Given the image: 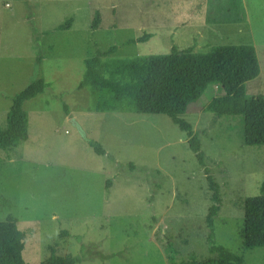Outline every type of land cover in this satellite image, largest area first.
I'll use <instances>...</instances> for the list:
<instances>
[{
    "label": "rangeland",
    "instance_id": "1",
    "mask_svg": "<svg viewBox=\"0 0 264 264\" xmlns=\"http://www.w3.org/2000/svg\"><path fill=\"white\" fill-rule=\"evenodd\" d=\"M71 17L69 30L55 31ZM173 45L255 50L257 79L231 94L213 86L215 96L181 118L220 185L216 242L243 264H264V142H254L264 136V0H0V128L16 93L35 79L48 84L24 105L27 139L0 149V221L12 215L26 233V264H41L50 248L77 264H170L167 242L177 262L214 257L205 224L211 191L186 134L162 112L90 111L89 88L77 89L98 51L115 46L103 58L111 64L166 55ZM243 90L246 116L230 103ZM216 105L230 114L212 124Z\"/></svg>",
    "mask_w": 264,
    "mask_h": 264
},
{
    "label": "trees",
    "instance_id": "2",
    "mask_svg": "<svg viewBox=\"0 0 264 264\" xmlns=\"http://www.w3.org/2000/svg\"><path fill=\"white\" fill-rule=\"evenodd\" d=\"M72 21L73 17L57 26L55 31L69 30ZM99 24L100 13L96 11L91 23L92 30H96ZM151 37V34L146 33L137 39L129 40V43L145 42ZM115 50L116 47L112 46L105 52L98 51L95 56L84 61L85 72L77 89L89 88L91 92L89 110L164 113L186 134L187 146L194 153L210 187V205L205 216L208 229L206 242L209 254L214 257L197 261L194 256H190L187 260L177 262L176 254L172 253L173 245L167 242L166 252L169 263L243 264L240 256L234 255L215 240L214 222L223 206L220 185L209 171L198 134L193 131L189 122L181 118V114H185L189 105L195 104L201 97L212 99L215 96L213 86H218L221 91L231 94L257 78L260 67L254 48L251 45H220L202 53L195 52L194 45L185 49H179L173 45L166 55L136 56L115 60L111 64L103 60ZM38 61H41L40 57ZM47 86L43 79H35L12 97L7 112L6 127L0 128L1 150L6 151L8 148L17 147L27 139L28 116L24 105L43 94ZM230 101L231 108H237L241 115L250 114L249 101L244 96V90L240 97ZM212 105L214 106V103ZM213 106L208 108L215 112L212 124L222 115L230 114H224L223 109L217 105ZM254 142L263 143V133L260 132ZM88 144L96 154L105 153L97 142L89 141ZM110 184L111 182L108 181L107 186ZM259 193L260 201L264 206V180ZM25 238L26 233L18 229L16 219L12 215L0 221V264H26L23 259ZM49 251V256L41 264H77L79 262L77 257L71 255L64 257L57 255L53 248Z\"/></svg>",
    "mask_w": 264,
    "mask_h": 264
},
{
    "label": "crops",
    "instance_id": "3",
    "mask_svg": "<svg viewBox=\"0 0 264 264\" xmlns=\"http://www.w3.org/2000/svg\"><path fill=\"white\" fill-rule=\"evenodd\" d=\"M41 59H42V58H41ZM260 72H261V70H260ZM259 75H260V74H259ZM258 77H259V76H258ZM258 77H257V78H258ZM257 78H255V79H257ZM255 79H254V80H255ZM252 81H253V80H252ZM250 82H251V81H250ZM247 83H248V82H247ZM247 83H246V84H247ZM259 100H261V99H259Z\"/></svg>",
    "mask_w": 264,
    "mask_h": 264
}]
</instances>
